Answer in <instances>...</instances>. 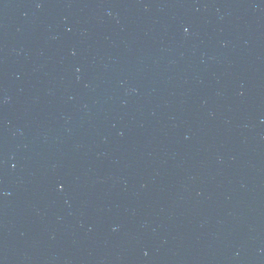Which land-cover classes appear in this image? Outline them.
I'll return each mask as SVG.
<instances>
[{"label": "water", "instance_id": "water-1", "mask_svg": "<svg viewBox=\"0 0 264 264\" xmlns=\"http://www.w3.org/2000/svg\"><path fill=\"white\" fill-rule=\"evenodd\" d=\"M0 264H264V0H0Z\"/></svg>", "mask_w": 264, "mask_h": 264}]
</instances>
